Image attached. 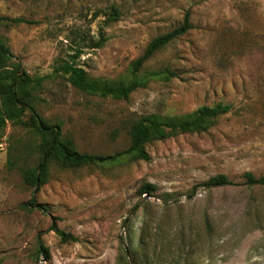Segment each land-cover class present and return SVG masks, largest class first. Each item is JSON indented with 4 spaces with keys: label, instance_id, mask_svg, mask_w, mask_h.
<instances>
[{
    "label": "rangeland",
    "instance_id": "obj_1",
    "mask_svg": "<svg viewBox=\"0 0 264 264\" xmlns=\"http://www.w3.org/2000/svg\"><path fill=\"white\" fill-rule=\"evenodd\" d=\"M112 4L121 19L105 28L104 47L86 48L80 61L95 78L125 77L187 12L192 29L145 66L174 76L127 101L88 95L60 78L46 82L38 110L79 152L125 150L129 122L143 115L179 120L219 103L232 110L206 133L148 146L149 162L80 170L52 163L39 191L22 177L39 162V140L8 125L0 140V264H264V187L244 179L264 176V0H0V17L28 21L0 26V38L32 76L50 75L77 31L97 38L104 18L95 12ZM217 175L233 184L201 186ZM145 183L157 192L144 201ZM32 200L46 211L27 206ZM54 225L78 241L62 242Z\"/></svg>",
    "mask_w": 264,
    "mask_h": 264
},
{
    "label": "trees",
    "instance_id": "obj_2",
    "mask_svg": "<svg viewBox=\"0 0 264 264\" xmlns=\"http://www.w3.org/2000/svg\"><path fill=\"white\" fill-rule=\"evenodd\" d=\"M95 18L103 17L98 36L88 38L86 34L77 31L78 41L72 40L70 52L62 58L60 65L55 67L50 75L32 76L18 60L9 46L0 38V140L8 125L19 126L29 131L38 140L37 151L39 162L35 167L22 169V177L28 187L39 191L46 185L50 177V165L55 163L62 170H80L89 167H116L135 162H149L151 156L148 146L169 140L185 134H203L213 128L219 119L232 110L229 104L219 103L215 106H203L185 118L179 120H163L157 114L143 115L129 122V146L114 155H96L81 153L77 150L72 138L63 134L62 126L45 119L38 110L40 94L44 91L48 80L64 79L77 90L104 99H130L133 93L146 88L152 80L174 76L169 69L145 70L146 64L173 41L192 29L190 13L187 12L181 25L173 30L153 38L147 45L141 57L132 62L128 74L120 79H103L92 77L80 64L86 53V48L97 50L104 47L108 38L105 28L119 21L122 13L119 7L112 4L95 12ZM23 17H0V26L13 28L27 23ZM2 142V141H1ZM0 142L3 145L5 142ZM245 185L249 187H264V176L256 177L252 173L244 175ZM233 183L226 175L209 178L201 186L206 189L231 186ZM157 186L145 183L139 190L141 198L155 196ZM165 200H168L166 196ZM35 204L32 200L27 206ZM55 231L62 242H77L78 238L71 233ZM39 254L50 259L49 250L40 245Z\"/></svg>",
    "mask_w": 264,
    "mask_h": 264
},
{
    "label": "water",
    "instance_id": "obj_3",
    "mask_svg": "<svg viewBox=\"0 0 264 264\" xmlns=\"http://www.w3.org/2000/svg\"><path fill=\"white\" fill-rule=\"evenodd\" d=\"M148 199H150V196H146V197H145V200H148Z\"/></svg>",
    "mask_w": 264,
    "mask_h": 264
},
{
    "label": "built area",
    "instance_id": "obj_4",
    "mask_svg": "<svg viewBox=\"0 0 264 264\" xmlns=\"http://www.w3.org/2000/svg\"><path fill=\"white\" fill-rule=\"evenodd\" d=\"M3 145H0V147H2Z\"/></svg>",
    "mask_w": 264,
    "mask_h": 264
}]
</instances>
